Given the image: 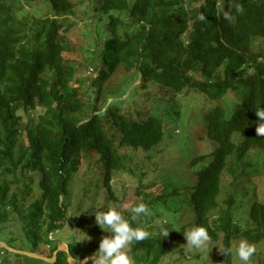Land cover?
Returning a JSON list of instances; mask_svg holds the SVG:
<instances>
[{
    "label": "trees",
    "instance_id": "obj_1",
    "mask_svg": "<svg viewBox=\"0 0 264 264\" xmlns=\"http://www.w3.org/2000/svg\"><path fill=\"white\" fill-rule=\"evenodd\" d=\"M42 2L50 13H38L33 0H0V230L6 231L0 240L9 246L26 240L28 250L52 256L59 243L52 234L67 224L70 183L83 161L88 164L95 155L96 174L91 176L105 202L116 201L113 183L124 171L137 176V191L146 196L142 202L150 215L133 226L151 235L129 245L133 264H168L174 233L161 236L151 226L154 202L159 207L168 195H178L179 209L193 212L194 227H206L211 242L233 248L230 254L225 251L223 264L238 263L235 242L264 241V197L249 178L260 164L264 167V156L258 160L264 136L256 132L264 123L256 112L264 110V0ZM236 2L243 5L242 13L231 6ZM77 7L83 8L81 15ZM220 8L235 15V21L224 19ZM73 14L93 25L92 44L81 61L95 71L88 87L64 55L69 50L65 17ZM119 71L125 75L110 85ZM150 85L167 89L153 98L163 114L154 105L147 113L136 105L133 111L120 105ZM190 90L213 102L205 120L214 147L211 160L183 195L174 192L171 176L161 185L166 178L149 161L165 131L173 134L167 124L181 115L185 100L193 97ZM124 93L104 106L108 98ZM21 111H29V119ZM201 158L194 157L190 165ZM90 227L102 232L100 226ZM75 245L68 243L71 255L84 256ZM11 254L15 257L8 258ZM3 262L71 264L66 251L58 250L48 262L0 245Z\"/></svg>",
    "mask_w": 264,
    "mask_h": 264
},
{
    "label": "rangeland",
    "instance_id": "obj_2",
    "mask_svg": "<svg viewBox=\"0 0 264 264\" xmlns=\"http://www.w3.org/2000/svg\"><path fill=\"white\" fill-rule=\"evenodd\" d=\"M33 2H36L35 5L38 6V13H50L44 6L42 0H33ZM29 4L31 3H28V5ZM29 10H31V8H29ZM81 11H84L83 8H76L77 14L81 15ZM65 22L66 25L69 26V30L66 31L65 34V39L69 43V50L64 55L71 59L77 68L75 76L83 81L85 87H88L89 81L95 75V71L92 72L90 70L91 65L86 64L85 61L81 63V61L84 55L82 52L88 45L92 44V39L94 37L93 25H91L88 20L76 17L74 14L66 16ZM85 54L90 62L91 57H93V52L88 49ZM123 75L125 74L119 71L108 83L110 85H116L119 82V78ZM138 82L139 79L135 81V85ZM160 90L162 89L156 85H150V87L145 90L139 87L135 93L136 98L133 99V96H129L124 102H120V105L128 111H133V107L136 105L139 108H143L146 113L152 108V105H154L158 112L160 111L159 113L163 114L157 101L153 99L154 94ZM162 92L166 93L167 89H163ZM190 92L193 93V97H189L185 100L186 105L181 115L175 117L172 122L173 125L167 124L168 129L174 128L171 130H174L173 134L169 131H165L160 145L150 150L151 160L149 161L152 167L160 170L162 172V177L166 178V181L164 180L160 184L166 185L168 183L167 178L171 176L172 183L174 184V192L181 191L183 195L187 194L191 187L194 186L197 171L204 170L205 165L211 160L210 153L214 147L213 139L208 136L205 120L206 112H208V109H212L213 102L211 100H206L202 93H198L194 90H190ZM126 96L127 93L123 95L118 94V96L113 95L106 100L104 106L108 103L113 105L115 99ZM100 103L102 104V102ZM160 103L163 105L165 100ZM21 114L23 119L27 120L31 113L29 111H21ZM196 156H202L201 160L198 163L190 165V161ZM263 156L264 154L261 155L258 160H262ZM95 160L96 156L93 155L90 158V163L87 164V162L83 161L79 169V174H77L74 182L70 183V194L68 200H66V202H68L67 224L52 234L55 239L59 240V243L63 242L67 248H69V242L76 244L75 246L79 253H84V256L93 255L99 247L100 240L105 236L112 235L108 229H102V232H99L90 227L93 225L99 226L95 220V211H105L110 206H120V210L124 216L130 215L129 209L131 206L135 203L142 202L143 198L146 197L144 196L145 194L142 193V190L141 192L137 191L139 187L137 176L124 171L119 174L113 183V190L117 195L116 201L105 202L103 198L105 193L101 192L102 190L100 191L101 187H99V189L96 188V176H91L96 174L94 172V167H97ZM87 167L90 169L89 172H87ZM251 174L252 176L249 178L256 182L258 196L264 197L263 165L260 164L257 169L251 171ZM157 176H161L160 173H158ZM89 177L91 178L89 179ZM85 181L93 182V184L90 183L91 186L89 190L84 186ZM35 188L36 191H38L37 180L35 182ZM96 193L100 195L98 196ZM157 203L158 201L154 202L155 209L153 210L155 215L151 221V226L154 225L155 228H153L158 230L156 222L167 220L168 223L165 225V228H169L168 232L172 230L175 236L172 239L173 250L170 251L167 256L168 264H223V258L226 256V252H221L219 250V246L223 248L220 241H210L209 248L212 244H218L219 246L213 245L209 252L207 248L197 252L190 249L186 244L184 232L190 231L194 227L195 216L189 209H179L177 205L178 195H168L165 202H159V207ZM2 232L6 231L0 230V234H2ZM84 233L91 238L76 241L77 236L83 235ZM11 244L13 245L11 247L23 250H28L30 246L29 242L26 240L16 241ZM255 246L257 251L250 258L248 264H264V252H261V250L264 249V241H260ZM47 248L48 247L45 246L42 249L46 250ZM129 252L130 246L127 248L128 255ZM12 256L14 255L11 254L8 258ZM84 256L76 257L75 259ZM86 263L91 264V262ZM2 264L5 263L3 262ZM235 264H242V262H235Z\"/></svg>",
    "mask_w": 264,
    "mask_h": 264
},
{
    "label": "clouds",
    "instance_id": "obj_3",
    "mask_svg": "<svg viewBox=\"0 0 264 264\" xmlns=\"http://www.w3.org/2000/svg\"><path fill=\"white\" fill-rule=\"evenodd\" d=\"M235 9V13H242L244 11L243 5L236 2L231 5ZM223 14L224 19L229 22L235 21V15L223 8L219 9ZM203 18V17H202ZM259 121L264 122V110L256 111ZM258 135L264 136V123H258L256 128ZM85 211V210H84ZM129 219H126L120 210V206H110L105 211H95L96 223L101 229H108L112 233L111 236H105L100 240L98 249L91 257V264H133L132 258L127 254L128 246L136 241L145 240L150 237L151 233L143 227L133 226V223L140 220L143 216L150 215V211L146 203H135L129 209ZM168 223L167 220H160L156 222L157 227L160 229V235H167L169 228H165ZM179 230V229H178ZM186 237V244L190 249L197 252L207 248L208 252L211 237L206 227L196 226L190 231L184 232ZM86 233L78 235L76 241L90 239ZM219 246V245H218ZM221 252L230 254L233 248H221ZM235 255L238 257L242 264H248L250 258L256 253V246L246 239H241L234 244ZM87 259V258H86ZM81 264H87L86 262Z\"/></svg>",
    "mask_w": 264,
    "mask_h": 264
},
{
    "label": "water",
    "instance_id": "obj_4",
    "mask_svg": "<svg viewBox=\"0 0 264 264\" xmlns=\"http://www.w3.org/2000/svg\"><path fill=\"white\" fill-rule=\"evenodd\" d=\"M0 245L6 247L7 249H9V250H11L13 252L20 253V254H26V255L31 256V257H35V258L46 260L48 262H52V261H54L56 259V254H57L58 250L66 251L67 260L71 264H80V263H84V262H91V257H92V255H88V256H84L82 258L75 259L71 255L69 249L67 248V246L63 242L58 244V247L54 250L52 256H50V257L45 256L43 254L36 253L34 251H30V250H23V249L13 248V247L9 246L8 244H6L4 241H1V240H0Z\"/></svg>",
    "mask_w": 264,
    "mask_h": 264
},
{
    "label": "built area",
    "instance_id": "obj_5",
    "mask_svg": "<svg viewBox=\"0 0 264 264\" xmlns=\"http://www.w3.org/2000/svg\"><path fill=\"white\" fill-rule=\"evenodd\" d=\"M87 264H89V263H87Z\"/></svg>",
    "mask_w": 264,
    "mask_h": 264
}]
</instances>
